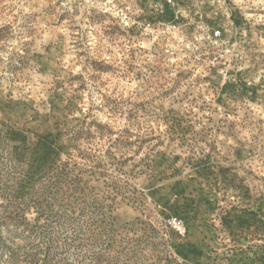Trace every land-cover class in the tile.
<instances>
[{"label": "rangeland", "instance_id": "rangeland-1", "mask_svg": "<svg viewBox=\"0 0 264 264\" xmlns=\"http://www.w3.org/2000/svg\"><path fill=\"white\" fill-rule=\"evenodd\" d=\"M0 264H264V0H0Z\"/></svg>", "mask_w": 264, "mask_h": 264}]
</instances>
